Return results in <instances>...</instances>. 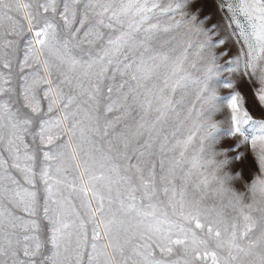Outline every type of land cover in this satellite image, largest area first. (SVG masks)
Returning <instances> with one entry per match:
<instances>
[{"label":"snow or ice","instance_id":"1","mask_svg":"<svg viewBox=\"0 0 264 264\" xmlns=\"http://www.w3.org/2000/svg\"><path fill=\"white\" fill-rule=\"evenodd\" d=\"M0 264H264V0H0Z\"/></svg>","mask_w":264,"mask_h":264}]
</instances>
